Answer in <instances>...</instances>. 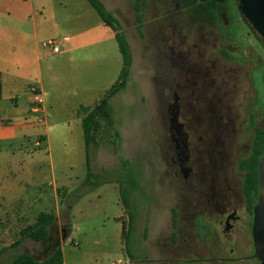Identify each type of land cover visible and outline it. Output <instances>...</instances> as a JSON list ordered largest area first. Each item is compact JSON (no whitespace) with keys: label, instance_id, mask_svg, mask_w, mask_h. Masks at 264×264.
I'll use <instances>...</instances> for the list:
<instances>
[{"label":"rangeland","instance_id":"1","mask_svg":"<svg viewBox=\"0 0 264 264\" xmlns=\"http://www.w3.org/2000/svg\"><path fill=\"white\" fill-rule=\"evenodd\" d=\"M99 2L119 22L132 62L126 89L110 100L114 127L102 123L97 144L89 149L95 178L85 183V145L76 120V116L81 119V114L77 110L75 116V108L80 104L94 106L103 97L116 81L122 59L113 32L101 21L94 45L88 44V40L79 44L71 40L67 43L71 51L51 56L50 48L44 46L46 41H59L61 48L62 38L68 36L66 25L60 22L56 29L52 24L46 31H38V60L33 64L35 78H41V90L45 92L46 114L42 118L45 124L42 131L27 135L29 162L22 159L21 173L11 168L7 171L10 165L5 164L11 159H0V247L12 245L2 250L0 264H9L21 254L43 260L60 246L64 264H163L150 260L162 259L158 244L172 231L170 210L183 201V192L169 169L174 143L165 132L162 119L167 113L160 107L155 91L156 47L148 38H142V29L137 31L133 0ZM184 3L193 16L206 15L224 42L236 43L245 53L254 55L248 60L253 66L258 104H264V49L240 20L235 2L184 0ZM15 4L23 7L19 0ZM221 12L229 21L225 27L218 21ZM63 14L56 15L57 19H62ZM21 32L32 35L26 28ZM29 40L28 53L34 52V39L29 36ZM20 88L15 83L14 89ZM6 107L5 102L0 104L4 112ZM18 114L22 117L24 110L20 109ZM25 125L35 127L39 123L28 117ZM188 128L184 133L192 155L195 133ZM123 162L130 165L126 181ZM130 177H135L136 187ZM122 201L128 202V212ZM40 214L57 217L49 228V238L41 243L23 238L19 245H13L22 232L35 225ZM130 214L133 220L129 223ZM122 222L129 228L125 236ZM68 224L73 226L71 235ZM125 245L132 259L127 257Z\"/></svg>","mask_w":264,"mask_h":264},{"label":"flooded vegetation","instance_id":"2","mask_svg":"<svg viewBox=\"0 0 264 264\" xmlns=\"http://www.w3.org/2000/svg\"><path fill=\"white\" fill-rule=\"evenodd\" d=\"M218 21L229 24L224 12ZM141 29L156 47L155 91L174 143L169 169L183 192L170 210L172 231L158 244L162 259L150 261L261 264L253 236L259 175L258 192L249 193L244 166L264 131V104H258L248 60L254 55L224 42L213 22L193 16L184 0H144ZM187 126L195 133L192 155Z\"/></svg>","mask_w":264,"mask_h":264},{"label":"crops","instance_id":"3","mask_svg":"<svg viewBox=\"0 0 264 264\" xmlns=\"http://www.w3.org/2000/svg\"><path fill=\"white\" fill-rule=\"evenodd\" d=\"M85 1L19 0L20 4L23 5V7H19L16 6L15 0H0V104L2 102L7 104L5 112L0 110V116L4 117V119L0 118V159H11L10 162L5 164L6 167L10 165L7 167V171H10L9 168H11L14 172L18 174L19 172L21 173L20 164L22 159L26 158L29 162V158L26 156L27 152H30V141L27 140V135L33 134L35 130L42 131L41 127L45 124V121H39L37 115L31 111L32 96L29 91L34 84L37 85L44 104L45 92L41 90V78H35L33 69L34 60L35 62L38 60L37 44L40 42V40L37 42L36 39L38 31H46L52 24L53 28L58 29L60 22L66 25L68 36L62 38L61 43L63 46L61 47V52H69L72 50L70 46L67 45L71 40L75 42V44L88 40V44L94 45L95 40L93 39L97 33V28L99 26L98 22H100L101 19L99 17L98 19L95 18L93 13L95 11L88 2L86 1V3ZM75 7L78 10L75 9ZM61 12L64 13L63 18L57 19L56 15ZM23 28L29 29L32 35L29 33L22 34L21 29ZM29 36L34 39V52L30 53L26 50V45L30 41ZM64 39L66 40L64 41ZM48 41H50V39L46 42ZM64 44L66 45L64 46ZM50 55L52 56L53 54L51 53ZM15 83L18 84V87H21L20 90L14 89ZM79 107L93 106L84 104L76 106L75 116ZM45 108L43 107L44 114H46ZM20 109L24 110L22 117L18 114ZM28 117L37 121L39 126L34 127L25 125V121ZM76 120L80 126L81 119H78L76 116ZM46 132L48 133V128ZM27 161L26 163H28ZM4 171L7 172L6 170ZM55 218L57 220V217ZM67 228L69 235H71L73 226L68 224ZM11 246L12 245H3L0 247V253L2 254L5 248ZM57 248H60L62 252L61 246ZM54 252L55 251H53L52 254ZM13 259L14 258L10 260L9 264H11ZM36 260L39 262L43 261ZM62 264H64L63 254Z\"/></svg>","mask_w":264,"mask_h":264},{"label":"trees","instance_id":"4","mask_svg":"<svg viewBox=\"0 0 264 264\" xmlns=\"http://www.w3.org/2000/svg\"><path fill=\"white\" fill-rule=\"evenodd\" d=\"M92 9L96 12L98 17L101 19L103 25L110 29L118 45V50L122 59V67L120 73L114 82V84L105 91L103 97L93 106V107H79L78 113L81 114L80 127L82 130L83 141L85 145V169H86V179L85 183H90L92 179L95 178L91 162L89 158V149L97 144V135L100 132L101 124L104 123L107 127L113 128V118L112 110L110 107V100L123 92L126 89L130 67H131V53L128 43L124 34L121 31V26L117 19L108 13L99 0H86ZM133 8L135 13L134 22L139 32L143 20V8L144 0H133ZM264 156V131H258L256 136V141L254 144V149L251 157L244 163L245 169L247 171V191L258 192V164ZM128 162L122 163V169L124 172L123 181L127 179L128 173ZM134 180V181H133ZM133 181V187L137 186L135 177H130V182ZM119 191L121 200H123V192L121 191V180L118 181ZM123 206L128 212L129 204L127 201H122ZM133 220L130 214L129 223ZM56 218L51 214H40L37 218L35 225L24 232L21 233L20 240L15 244L16 246L20 244L21 239L28 238L34 242H44L50 236L49 228L52 227ZM125 222H122V235L125 236L129 232V228L125 227ZM127 229V230H126ZM127 233V234H125ZM127 236L125 237V239ZM125 251L127 257L132 259L125 245ZM1 254V253H0ZM11 264H62V252L60 248H57L55 252L46 260L37 261L29 255H20L13 259Z\"/></svg>","mask_w":264,"mask_h":264},{"label":"water","instance_id":"5","mask_svg":"<svg viewBox=\"0 0 264 264\" xmlns=\"http://www.w3.org/2000/svg\"><path fill=\"white\" fill-rule=\"evenodd\" d=\"M242 19L264 49V0H234ZM185 152L182 153V155ZM259 196L254 210L253 236L256 256L264 264V158L258 165Z\"/></svg>","mask_w":264,"mask_h":264},{"label":"built area","instance_id":"6","mask_svg":"<svg viewBox=\"0 0 264 264\" xmlns=\"http://www.w3.org/2000/svg\"><path fill=\"white\" fill-rule=\"evenodd\" d=\"M66 39H64L65 41ZM59 41H48L44 45L45 47H49L50 51L53 55H59L61 52V48L59 45ZM32 96V113L37 115L39 121H43L44 110H43V98L40 93V90L36 87H31L29 89Z\"/></svg>","mask_w":264,"mask_h":264}]
</instances>
